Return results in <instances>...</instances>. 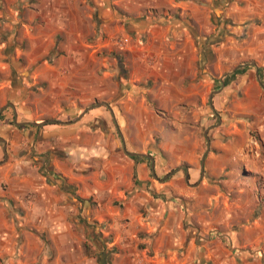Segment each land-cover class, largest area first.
I'll list each match as a JSON object with an SVG mask.
<instances>
[{
    "label": "crops",
    "instance_id": "0c3cea01",
    "mask_svg": "<svg viewBox=\"0 0 264 264\" xmlns=\"http://www.w3.org/2000/svg\"><path fill=\"white\" fill-rule=\"evenodd\" d=\"M0 264H264V0H0Z\"/></svg>",
    "mask_w": 264,
    "mask_h": 264
},
{
    "label": "built area",
    "instance_id": "2783aa9c",
    "mask_svg": "<svg viewBox=\"0 0 264 264\" xmlns=\"http://www.w3.org/2000/svg\"><path fill=\"white\" fill-rule=\"evenodd\" d=\"M128 42H129V39H117L116 45L117 47L123 48Z\"/></svg>",
    "mask_w": 264,
    "mask_h": 264
},
{
    "label": "trees",
    "instance_id": "16d2710c",
    "mask_svg": "<svg viewBox=\"0 0 264 264\" xmlns=\"http://www.w3.org/2000/svg\"><path fill=\"white\" fill-rule=\"evenodd\" d=\"M237 74H240V70H238L237 72H235V73L233 74V77H234L235 75H237ZM233 77H232V78H233ZM225 83L228 84V78L226 79Z\"/></svg>",
    "mask_w": 264,
    "mask_h": 264
}]
</instances>
